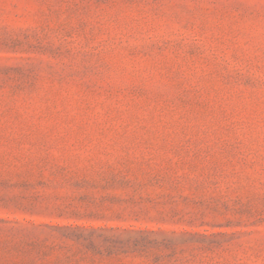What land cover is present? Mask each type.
<instances>
[{"label": "rangeland", "instance_id": "rangeland-1", "mask_svg": "<svg viewBox=\"0 0 264 264\" xmlns=\"http://www.w3.org/2000/svg\"><path fill=\"white\" fill-rule=\"evenodd\" d=\"M0 264H264V0H0Z\"/></svg>", "mask_w": 264, "mask_h": 264}]
</instances>
